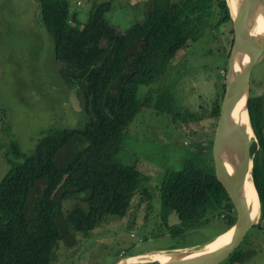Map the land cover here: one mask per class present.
Wrapping results in <instances>:
<instances>
[{"label": "trees", "instance_id": "16d2710c", "mask_svg": "<svg viewBox=\"0 0 264 264\" xmlns=\"http://www.w3.org/2000/svg\"><path fill=\"white\" fill-rule=\"evenodd\" d=\"M37 1L54 40L60 75L81 96L86 120L75 128H45L28 155L10 141L8 167L0 177V264H55L60 240H68V232L86 236L106 215L129 214L138 191L149 195L137 166L116 157L125 130L147 104L153 105L151 93L142 99L139 88L164 75L178 50L204 27L231 22L226 0H147L144 16L126 29L107 20L113 0H93L83 25L70 21L71 0ZM220 100L212 111L216 120ZM170 102L161 93L154 108L170 113ZM249 110L252 178L261 204L257 225L263 226V94L251 95ZM212 144L213 137L193 143L195 152L206 147L203 166L188 160L168 172L158 187V214L172 234L196 228L215 213L225 219V229L235 221L233 202L215 175ZM69 200L74 201L65 205ZM171 211L177 223L168 222ZM249 256L251 250L239 246L226 260L240 264Z\"/></svg>", "mask_w": 264, "mask_h": 264}, {"label": "rangeland", "instance_id": "374dc122", "mask_svg": "<svg viewBox=\"0 0 264 264\" xmlns=\"http://www.w3.org/2000/svg\"><path fill=\"white\" fill-rule=\"evenodd\" d=\"M92 1L71 0V23L84 24ZM146 4L147 0H113L107 20L126 29L144 16ZM231 29L232 21L212 29L204 27L198 38L188 40L178 50L164 75L139 88L142 99L151 93L153 105L147 104L125 130L116 157L122 164L137 166L151 198L138 191L129 214L106 215L86 236L68 232L69 239L60 240L55 264H116L123 257L144 252L198 249L223 233L227 224L217 213L196 228L170 233L158 214V187L168 172L180 169L188 160H194L198 167L205 162L206 147L195 152L193 143L214 137L217 120L212 111L221 99ZM60 66L39 1L0 0V177L8 167L11 140L28 155L37 147L45 128H75L85 123L81 96L60 75ZM161 93L171 98L170 113L154 108ZM257 94L264 95V53L251 75V95ZM178 221L171 211L168 222ZM258 223L239 245L241 250H251V256L240 264H264V224Z\"/></svg>", "mask_w": 264, "mask_h": 264}, {"label": "water", "instance_id": "95a60500", "mask_svg": "<svg viewBox=\"0 0 264 264\" xmlns=\"http://www.w3.org/2000/svg\"><path fill=\"white\" fill-rule=\"evenodd\" d=\"M237 1L239 13L232 14L228 4L233 40L212 144L216 178L227 191L236 210L235 221L230 226L233 228L232 235L227 243L214 250H208L204 245L198 249L144 252L123 257L116 264H218L239 247L248 230L258 223L259 217L254 216V205L249 202L244 185L251 179L253 169L251 144L254 130L249 102L252 70L264 53V27L261 28L264 23V0ZM236 109L241 112L240 117L235 119ZM243 116L247 117V121L244 122ZM159 256L166 258L160 260Z\"/></svg>", "mask_w": 264, "mask_h": 264}, {"label": "bare ground", "instance_id": "6f19581e", "mask_svg": "<svg viewBox=\"0 0 264 264\" xmlns=\"http://www.w3.org/2000/svg\"><path fill=\"white\" fill-rule=\"evenodd\" d=\"M228 4L230 6V10H231L232 14L240 12L239 3L237 0H228ZM263 27H264V23H262V25H261V28H263ZM240 112H241L240 109L235 110V112H234V118L235 119L240 117L239 116ZM245 121H247V117H244V122ZM244 192H246V195H247L249 202L254 205L253 213H254L255 218H258L259 214H260V200H259L258 191H257V188L255 186V183H254L252 176H251V179L246 183V185H244ZM227 230H225L226 232L224 231V233L219 235L216 239L211 241V243L206 244V249L214 250L216 248L223 246V244L227 243V241L230 239V237L232 235L233 228L230 227ZM158 258L160 260H165L166 257L159 256Z\"/></svg>", "mask_w": 264, "mask_h": 264}, {"label": "crops", "instance_id": "0c3cea01", "mask_svg": "<svg viewBox=\"0 0 264 264\" xmlns=\"http://www.w3.org/2000/svg\"><path fill=\"white\" fill-rule=\"evenodd\" d=\"M224 230H226V229H224ZM224 230H223V231H224ZM221 232H222V231H221Z\"/></svg>", "mask_w": 264, "mask_h": 264}]
</instances>
